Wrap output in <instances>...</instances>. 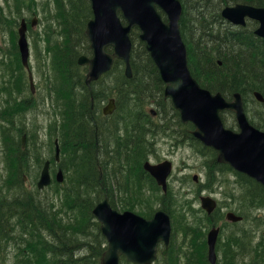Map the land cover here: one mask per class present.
Here are the masks:
<instances>
[{"label":"trees","instance_id":"16d2710c","mask_svg":"<svg viewBox=\"0 0 264 264\" xmlns=\"http://www.w3.org/2000/svg\"><path fill=\"white\" fill-rule=\"evenodd\" d=\"M181 1L184 7L181 33L188 48L191 73L199 84L213 93L221 92L227 99L241 93L246 108L249 96L254 101L255 91L264 97V39L254 34L257 23L249 22L244 28L234 27L221 16L226 6L249 4L264 8V0ZM4 2L0 0V33L6 27L11 28V24L15 26L24 9L33 12L38 0ZM13 2L17 7L16 13L11 11ZM84 2L82 13L79 4L84 5ZM44 7L48 21L44 30L46 57H49L44 64L46 97L53 103L55 116L59 119L50 124L48 133L52 135V143L53 137L60 142V166L65 181L53 183L40 191L37 188L39 178L36 177L34 189H26L24 170L20 166L22 159L28 166L29 157L25 149L18 152L22 146L20 134L23 135L25 128L17 126L14 116H26L29 99H13L14 90L9 89L11 97L6 100L3 115L20 142L6 155L10 168H6L8 174L2 182L5 189H0V264H9L6 250L9 246L15 250L12 264H89L91 260H97L96 264H99L107 243L93 215L97 204L109 196L113 208L118 211L133 210L135 205H139L142 210L138 213L144 217L151 218L154 213L144 209L149 199L146 197L148 190L143 188L147 184L152 186V177L144 171L143 165L153 154L154 136L159 134L177 143L186 137L206 157L210 155L209 160L215 167L212 170L210 166L208 178L215 177L217 185L221 171L227 169L235 173L240 190L226 191V197L235 205L231 211L243 216L244 221L256 211H264V187L250 177L218 164L215 152L202 146L190 134L193 125L183 124L179 112L165 99V84L145 44L139 39L138 29L131 34L133 78L127 79L124 63L116 61L111 72L87 87V69L78 65V58L92 54L84 30L93 16L89 0H47ZM13 35L16 36L15 32ZM53 35L55 38H51ZM1 54L0 47V68L9 77L7 82L19 83L25 74L19 57L4 64ZM99 84L103 87L98 88ZM104 93H112L114 95L109 96L117 99L118 110L114 116H104L98 104L100 95ZM153 103L157 108V118L146 110ZM169 113L178 121L182 137L173 127ZM254 114L263 119L264 104ZM258 128L264 131V124ZM4 135L7 137L6 133ZM51 163L52 166L56 164L54 157ZM122 191L130 201L134 200L119 207L113 196L115 192ZM159 192L155 191V195ZM161 203L162 208L175 218L173 209L176 204L170 192L162 195ZM200 212L194 222L184 220L180 227L189 234L191 242L185 253L188 264H192L193 258L196 264H209L208 228L225 220L220 207L211 216ZM257 222L262 225L264 220L258 219ZM242 224L225 222L217 247L222 254L221 257L219 255V264H264V235L257 238L256 232L248 234ZM174 242L175 237L166 257L168 262L180 254L175 253ZM79 250H86L84 258L76 257Z\"/></svg>","mask_w":264,"mask_h":264},{"label":"water","instance_id":"95a60500","mask_svg":"<svg viewBox=\"0 0 264 264\" xmlns=\"http://www.w3.org/2000/svg\"><path fill=\"white\" fill-rule=\"evenodd\" d=\"M90 5L93 18L86 27L85 36L93 54L92 57L81 56L78 59L80 66L88 67L85 84L91 86L110 72L116 60L125 63V76L128 79L133 77L130 35L135 28L139 29L140 40L145 43L166 85L165 98L179 111L184 124L192 123L195 126L192 135L205 146L216 150L219 163L231 166L264 186V132L250 123L241 94L236 93L232 101H228L222 93L213 94L202 88L193 77L180 29L183 16L181 0H90ZM221 15L235 26L245 27L248 20L258 22L255 35L264 38V8L237 4L224 8ZM35 22L36 19L33 25ZM27 29L26 20H22L18 30V47L31 90L35 93ZM108 48H112L113 52H108ZM255 97L264 103L261 93H255ZM115 110L116 101L111 99L103 112L112 115ZM225 111L235 114L238 131L225 126L222 116ZM25 142L26 136L23 137V148ZM56 146V159L59 161L58 141ZM144 169L167 193L173 164L169 161L157 165L146 162ZM56 180L63 182L62 171L58 172ZM194 180L198 182V177L195 176ZM52 181L50 161H47L37 184L38 189H46ZM217 205V201L210 196L201 197V206L209 215ZM93 215L100 223V230L108 245L101 257V264H120L122 257L133 264H153L161 242L165 244L167 254L172 236L171 218L167 212L158 211L152 219L147 220L130 211L121 213L115 210L106 197L94 208ZM226 219L238 223L243 217L229 212ZM219 234L220 228L214 227L207 235L210 264H218L216 247Z\"/></svg>","mask_w":264,"mask_h":264},{"label":"rangeland","instance_id":"374dc122","mask_svg":"<svg viewBox=\"0 0 264 264\" xmlns=\"http://www.w3.org/2000/svg\"><path fill=\"white\" fill-rule=\"evenodd\" d=\"M2 3H5L4 0H1ZM47 0H38L37 6L33 8V12L24 9L22 18L20 17L18 23L11 24L10 27H6L0 33V47L2 50L1 56L4 58L3 63H12L11 59L14 57H19L20 63L21 56L18 47V30L20 29L21 22L25 19L29 26V31L27 34L28 41L30 44L31 49V69L33 71L35 77V87L36 92L33 94L30 87V82L28 78V73L25 70V74L21 81L18 82H7L9 77L5 75L4 70L0 68V189L3 188L2 182L4 181L5 176L7 177V169L10 168L9 161L7 160L6 155L8 156L11 149H15L17 147V143H22L23 136H26L25 148L19 146V151L21 149H25L28 153V166L25 165L23 159L21 162L22 169L24 170L23 178L28 177L27 182H25V186L27 190L34 189L33 182L36 177H40L41 171L43 170L44 164L47 160H52L55 157V153L57 150L56 141L53 137L52 143V135L48 133L49 126L52 122L59 120L55 116V108L53 107V103H51L48 99L46 93V76L44 75V64L47 61V38L45 39L44 30L45 25L48 23L47 19H45V7ZM84 5L81 3L79 4L80 12H84ZM7 10H10L7 8ZM12 13H16L17 7L13 2L11 6ZM36 19L35 25L32 24L33 20ZM37 19L39 21H37ZM13 26V27H12ZM85 30V29H84ZM15 32L16 36L14 37L13 33ZM53 33L55 30L53 29ZM51 38H55V35L51 36ZM89 42V41H88ZM84 55V54H83ZM1 61V60H0ZM86 73V72H85ZM98 88H102L103 84H99ZM204 88V87H203ZM9 89L14 90L13 99H29V112H27L24 118L14 116L16 119V124L19 127H24V133L21 136L20 140L17 135L10 129V123H7L6 117L3 115V111L6 108V100H10V94L8 92ZM209 90V89H207ZM110 91V90H107ZM114 95L110 93H104L100 95V101L98 104L100 108L108 105V101L111 98H116ZM109 96V97H108ZM99 100V99H98ZM13 101V100H12ZM117 101V99H116ZM264 103L259 102L256 98L254 101L249 96L247 102V114L251 122H255L257 124L255 127L262 126L264 124V116L261 119L258 114L255 115L254 112H258L262 109V105ZM152 109L157 110L155 103L146 107V110L150 112ZM117 111V110H116ZM253 111V112H251ZM250 112V113H249ZM115 115V114H114ZM171 121H173V127L176 128V131L179 136L182 137V132L178 129V121L175 119L171 113L168 114ZM225 125L227 128H230L234 131L238 130V124L236 118L233 113L226 112L223 114ZM259 125V126H258ZM258 126V127H257ZM17 128V127H16ZM9 129L11 131H9ZM18 129V128H17ZM2 130L4 132L2 133ZM6 133V136L4 135ZM155 143H154V152L150 156L149 161L152 163H158L163 160H170L174 164V170L171 178L169 179L170 185V193L172 197L175 199L176 208L173 209V213L175 218L172 216V228L174 231L175 242V253L177 254L174 258V261L169 260L168 262L166 257L160 256L156 264H188L189 260L186 259L185 253L188 252L190 245L188 240V235L186 234L184 229L180 230L182 224L185 223L184 220L187 222H194L196 218L201 215V201L200 196H210L215 198L218 203L219 207L221 208L222 213H227L231 211L232 207L235 205L229 199H227L226 191H238L240 190V186H237L238 178L236 177L235 173L231 171H221L217 179L219 184L217 185V180L215 177L212 179L208 178L207 171L211 169L213 170V164L211 160H209L210 155L206 157L204 153L197 150L192 144L191 141L187 140L186 137L181 140L180 142H175L171 140L166 135H155L154 136ZM53 144V147L51 146ZM58 145L60 148V142L58 141ZM62 158V157H61ZM31 159V161H30ZM7 160V162H6ZM43 162V165H42ZM56 163V161H55ZM61 163V162H60ZM60 163H56L54 166H51L52 175L54 177L57 176L60 170H63L60 166ZM15 165L17 162L15 161ZM64 174V171H63ZM103 174V173H102ZM198 176V182H195L193 177ZM103 176V175H101ZM65 179V177H64ZM111 182V181H110ZM204 185V187H203ZM207 187V189H205ZM143 188V187H142ZM151 189V185H145V188L148 190ZM227 189V190H226ZM147 192V191H146ZM200 192V193H199ZM51 196V193H49ZM146 197H148L149 202H146L144 206L145 210L154 211V213L162 207L161 203V193H153V191L148 190L146 193ZM46 194L43 195V197ZM115 203L119 205V207L125 206L126 203L132 202L126 197L125 191L115 192L113 196ZM225 204L227 206H225ZM132 205H135L132 203ZM137 208V209H136ZM123 210V208H120ZM139 210L142 208L139 205H135L134 209L128 210L134 213H138ZM124 212V211H121ZM140 213V212H139ZM138 213V214H139ZM153 213V215H154ZM258 219L264 220V211H256L253 216H249L247 220L242 222L243 229L248 233L254 234L256 232L257 238L260 235H264V222L261 225V222H257ZM97 221V220H96ZM98 222V221H97ZM226 220L218 222L216 225L218 227H223L225 225ZM212 228V225L208 228V231ZM228 228V227H226ZM229 229V228H228ZM207 231V229H206ZM222 241L224 240V235L222 236ZM221 241V242H222ZM220 242V246L222 243ZM193 243V242H192ZM104 248V246H103ZM164 246L162 247V251L164 250ZM8 252V259L9 264H12L15 250L13 246H9L6 249ZM86 250H79L75 253L76 257L84 258L86 256ZM218 256L221 253L218 250ZM168 256V255H167ZM178 256V258H177ZM192 264H196V259L193 258ZM97 260H91L89 264H96ZM101 261V257H99V264ZM121 264H129L124 259L121 261Z\"/></svg>","mask_w":264,"mask_h":264},{"label":"flooded vegetation","instance_id":"af4514ba","mask_svg":"<svg viewBox=\"0 0 264 264\" xmlns=\"http://www.w3.org/2000/svg\"><path fill=\"white\" fill-rule=\"evenodd\" d=\"M92 102H94V99H92ZM156 116V113H154V117ZM165 160H163V161H161V162H158V163H162V162H164ZM216 161H217V157H216ZM155 164V163H154ZM157 164V163H156ZM155 178H152V186H151V189H149L148 188V190H150V191H153V193L156 191V192H158V191H160L159 193H161V194H164V195H167L168 193H169V191H170V185L168 184V191H167V193H163L164 192V190H163V188L161 187V186H159L157 183H156V185H157V188L155 189ZM173 235H174V233H173ZM159 247L161 248V250H162V247H163V244H160L159 245ZM159 254H161V256L162 257H165V256H167V254L165 255V252H164V250L163 251H161V253L159 252L158 253V255ZM157 261H158V259H157ZM156 261V262H157ZM156 262L154 261V264H156Z\"/></svg>","mask_w":264,"mask_h":264},{"label":"bare ground","instance_id":"6f19581e","mask_svg":"<svg viewBox=\"0 0 264 264\" xmlns=\"http://www.w3.org/2000/svg\"><path fill=\"white\" fill-rule=\"evenodd\" d=\"M255 93H257V91H255V92L253 93V97H254V99H255Z\"/></svg>","mask_w":264,"mask_h":264}]
</instances>
